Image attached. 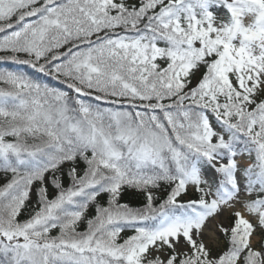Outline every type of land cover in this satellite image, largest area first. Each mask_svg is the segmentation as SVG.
I'll list each match as a JSON object with an SVG mask.
<instances>
[{
    "label": "snow or ice",
    "instance_id": "6c2138e0",
    "mask_svg": "<svg viewBox=\"0 0 264 264\" xmlns=\"http://www.w3.org/2000/svg\"><path fill=\"white\" fill-rule=\"evenodd\" d=\"M0 264H264V0H0Z\"/></svg>",
    "mask_w": 264,
    "mask_h": 264
}]
</instances>
